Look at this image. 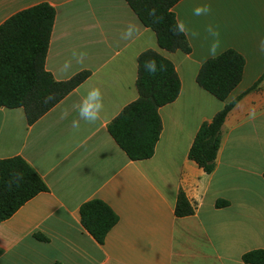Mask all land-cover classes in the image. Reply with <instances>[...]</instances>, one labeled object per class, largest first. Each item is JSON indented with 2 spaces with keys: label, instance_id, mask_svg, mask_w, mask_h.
Returning a JSON list of instances; mask_svg holds the SVG:
<instances>
[{
  "label": "crops",
  "instance_id": "obj_1",
  "mask_svg": "<svg viewBox=\"0 0 264 264\" xmlns=\"http://www.w3.org/2000/svg\"><path fill=\"white\" fill-rule=\"evenodd\" d=\"M41 3L56 11L46 69L57 81L91 76L32 125L22 108L0 109V160L23 158L48 187L0 222V264H246L245 254L264 251V0H181L173 10L188 55L161 49L125 0H0V25ZM228 49L246 65L221 102L197 76ZM146 51L174 63L181 92L159 109L154 156L132 161L108 126L139 98L138 59ZM261 78L229 113L215 171L206 174L189 158L197 132ZM92 89L100 90L102 109L90 123L79 111L93 103ZM180 191L194 215L175 216ZM93 199L119 217L103 245L81 222V206ZM219 201L228 205L218 208Z\"/></svg>",
  "mask_w": 264,
  "mask_h": 264
},
{
  "label": "trees",
  "instance_id": "obj_2",
  "mask_svg": "<svg viewBox=\"0 0 264 264\" xmlns=\"http://www.w3.org/2000/svg\"><path fill=\"white\" fill-rule=\"evenodd\" d=\"M125 1L142 25L156 34L161 49L187 55L192 52L173 10L181 0ZM55 19V9L48 3H41L16 13L0 25V109L22 108L29 125L41 119L91 76L85 71L67 81H57L46 69ZM146 62H154V72L145 70ZM245 65L241 53L228 49L204 62L197 83L217 100L225 102L241 83ZM138 71L139 98L108 126L109 134L132 161H144L154 156L163 130L159 109L175 102L181 92L174 63L155 51L140 55ZM261 82L262 78L246 93L226 104L197 132L189 158L206 174L215 171L222 128L229 113ZM47 191L46 183L23 158L0 160V222L10 219L27 202ZM216 205L220 208L228 202L219 201ZM194 213V206L180 191L175 216L184 218ZM80 217L83 227L101 245L119 221L113 209L100 199L84 203ZM37 238L47 241L45 236L37 235ZM243 261L264 264V251L249 252L243 256Z\"/></svg>",
  "mask_w": 264,
  "mask_h": 264
},
{
  "label": "clouds",
  "instance_id": "obj_3",
  "mask_svg": "<svg viewBox=\"0 0 264 264\" xmlns=\"http://www.w3.org/2000/svg\"><path fill=\"white\" fill-rule=\"evenodd\" d=\"M201 10L197 9L196 13L199 14ZM204 11H207V8L204 9ZM132 34V29H128L125 33V36H130ZM262 43V50H264V41ZM75 55V53H74ZM83 56V53H81V57ZM69 67L68 63L66 62L64 64V68L67 69ZM145 70L149 72L155 71V65L154 62H146L145 64ZM88 98L90 101H93V103L88 104L87 106H83L80 108L79 114L80 116H87L88 122H95L98 119V114L102 109V104L99 102L101 100V93L99 89H92L88 93ZM73 126H76V121H73Z\"/></svg>",
  "mask_w": 264,
  "mask_h": 264
}]
</instances>
